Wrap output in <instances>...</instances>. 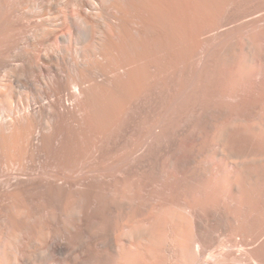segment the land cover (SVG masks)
Returning a JSON list of instances; mask_svg holds the SVG:
<instances>
[{
    "label": "bare ground",
    "instance_id": "1",
    "mask_svg": "<svg viewBox=\"0 0 264 264\" xmlns=\"http://www.w3.org/2000/svg\"><path fill=\"white\" fill-rule=\"evenodd\" d=\"M0 264H264V0H0Z\"/></svg>",
    "mask_w": 264,
    "mask_h": 264
}]
</instances>
